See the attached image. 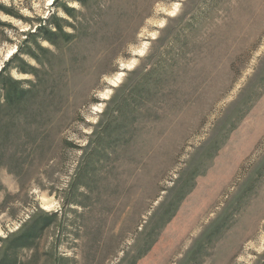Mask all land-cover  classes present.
Masks as SVG:
<instances>
[{
    "label": "rangeland",
    "instance_id": "374dc122",
    "mask_svg": "<svg viewBox=\"0 0 264 264\" xmlns=\"http://www.w3.org/2000/svg\"><path fill=\"white\" fill-rule=\"evenodd\" d=\"M52 2L0 0V85L37 82L0 107V259L264 264V0ZM52 13L66 47L17 54Z\"/></svg>",
    "mask_w": 264,
    "mask_h": 264
},
{
    "label": "trees",
    "instance_id": "16d2710c",
    "mask_svg": "<svg viewBox=\"0 0 264 264\" xmlns=\"http://www.w3.org/2000/svg\"><path fill=\"white\" fill-rule=\"evenodd\" d=\"M71 1V0H69ZM79 5L85 6V9H88L87 2L89 0H74ZM59 0H53L52 4L57 5ZM67 3L68 0H67ZM62 10L65 14H68L73 19L76 18L77 9L74 7H68L65 4L62 5ZM74 13V14H73ZM75 29V26H73ZM72 33H68L62 27L60 20L56 17L54 13L50 14L48 17L43 18L42 22L38 23L36 28L31 32L25 35V38L22 42L24 43L25 48H20L17 50V54H25L30 58L35 60L40 65H43L41 57L49 53V50L46 46H41V42L45 41L50 44L55 50H61L66 47L70 42V38H73ZM16 55V54H15ZM14 55V56H15ZM27 64V63H26ZM23 68V64L19 67V70L24 73H30L35 78L38 77V69L35 66L29 65ZM3 69L0 70V75L2 74ZM28 84L24 85L23 82L9 78L3 81L0 85V107H9L11 105H21L26 99L33 95L34 90H36L37 82L35 81H26ZM31 94V95H30ZM2 100V101H1ZM47 222L45 221L41 227L45 226ZM39 228L31 226L30 229H22L19 234H17V239L14 247H29L30 242L38 234ZM8 256V253H6ZM2 256L0 259V264H13V261L10 262L6 257ZM13 259V256H12Z\"/></svg>",
    "mask_w": 264,
    "mask_h": 264
}]
</instances>
